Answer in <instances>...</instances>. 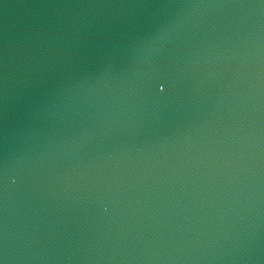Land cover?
Returning a JSON list of instances; mask_svg holds the SVG:
<instances>
[{
    "label": "water",
    "instance_id": "water-1",
    "mask_svg": "<svg viewBox=\"0 0 264 264\" xmlns=\"http://www.w3.org/2000/svg\"><path fill=\"white\" fill-rule=\"evenodd\" d=\"M0 264H264V0H0Z\"/></svg>",
    "mask_w": 264,
    "mask_h": 264
}]
</instances>
